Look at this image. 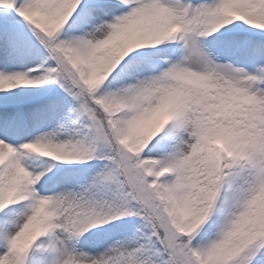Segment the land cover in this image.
I'll use <instances>...</instances> for the list:
<instances>
[{
    "label": "snow or ice",
    "instance_id": "snow-or-ice-1",
    "mask_svg": "<svg viewBox=\"0 0 264 264\" xmlns=\"http://www.w3.org/2000/svg\"><path fill=\"white\" fill-rule=\"evenodd\" d=\"M0 264H264V0H0Z\"/></svg>",
    "mask_w": 264,
    "mask_h": 264
}]
</instances>
